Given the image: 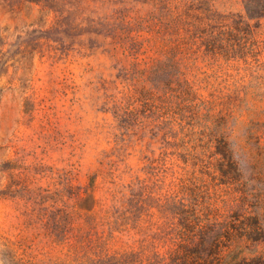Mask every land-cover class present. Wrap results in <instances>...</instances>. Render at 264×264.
<instances>
[{
    "label": "rangeland",
    "instance_id": "rangeland-1",
    "mask_svg": "<svg viewBox=\"0 0 264 264\" xmlns=\"http://www.w3.org/2000/svg\"><path fill=\"white\" fill-rule=\"evenodd\" d=\"M180 2L166 14L149 0H0V264H106L137 248L147 214L107 241L105 211L131 181L177 188L165 137L182 116L195 137L217 126L264 179V17L210 0L194 13L214 51L180 41L175 64L166 22ZM126 35L143 44L129 50Z\"/></svg>",
    "mask_w": 264,
    "mask_h": 264
},
{
    "label": "trees",
    "instance_id": "trees-1",
    "mask_svg": "<svg viewBox=\"0 0 264 264\" xmlns=\"http://www.w3.org/2000/svg\"><path fill=\"white\" fill-rule=\"evenodd\" d=\"M149 1L168 14L175 0ZM181 1L175 7L183 11L166 22L177 42L169 52V60L175 64L180 41L193 46L203 38L207 49L214 51L213 25L202 27L194 13L208 11L210 0ZM243 1L251 19L264 17V0ZM120 21L123 32H133L132 23L125 18ZM141 27L143 20L135 24V28ZM125 39L129 50L143 44L127 35ZM184 119H179L180 132L170 121L165 137L174 139L166 140L167 144L177 148L183 163L177 188L156 196L152 194L155 185L140 180L123 185L129 194L123 193L120 206L107 209L103 217L106 240H113L131 222L136 225L143 213L149 224L137 248L108 254L106 264H264V249H260L264 246V179L244 171L241 153L218 134L217 126L209 134L195 137L182 124ZM167 154L162 153L161 159ZM155 161L146 168L156 176Z\"/></svg>",
    "mask_w": 264,
    "mask_h": 264
}]
</instances>
